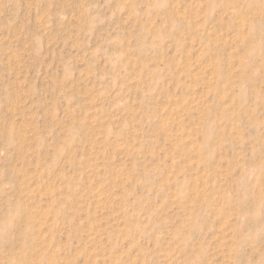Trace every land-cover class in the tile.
Here are the masks:
<instances>
[{"label": "rangeland", "instance_id": "374dc122", "mask_svg": "<svg viewBox=\"0 0 264 264\" xmlns=\"http://www.w3.org/2000/svg\"><path fill=\"white\" fill-rule=\"evenodd\" d=\"M0 264H264V0H0Z\"/></svg>", "mask_w": 264, "mask_h": 264}]
</instances>
